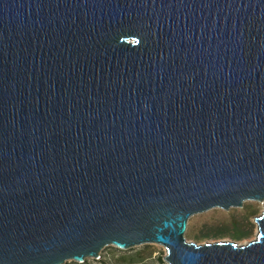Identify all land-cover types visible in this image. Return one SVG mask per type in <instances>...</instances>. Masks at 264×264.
I'll list each match as a JSON object with an SVG mask.
<instances>
[{"label": "water", "instance_id": "water-1", "mask_svg": "<svg viewBox=\"0 0 264 264\" xmlns=\"http://www.w3.org/2000/svg\"><path fill=\"white\" fill-rule=\"evenodd\" d=\"M150 244L264 264V0H0V264Z\"/></svg>", "mask_w": 264, "mask_h": 264}, {"label": "rangeland", "instance_id": "rangeland-1", "mask_svg": "<svg viewBox=\"0 0 264 264\" xmlns=\"http://www.w3.org/2000/svg\"><path fill=\"white\" fill-rule=\"evenodd\" d=\"M164 255L165 249L155 244L139 246L126 251L118 250L114 247H105L100 252L98 260L87 259L83 264H123V262H135L134 264H166L163 261ZM130 259L133 260L129 261ZM65 264L76 263L67 262Z\"/></svg>", "mask_w": 264, "mask_h": 264}, {"label": "trees", "instance_id": "trees-1", "mask_svg": "<svg viewBox=\"0 0 264 264\" xmlns=\"http://www.w3.org/2000/svg\"><path fill=\"white\" fill-rule=\"evenodd\" d=\"M225 235H230L235 239H240L244 236L243 232L240 230V226L234 224L232 225V230L230 232H227L226 230H222L221 227H216L212 229V232H208L206 234H202L201 236L196 235L195 239H202L207 237H221ZM133 259H130L129 261H132ZM85 263V262H84ZM135 262H123V264H134ZM137 263V262H136Z\"/></svg>", "mask_w": 264, "mask_h": 264}]
</instances>
